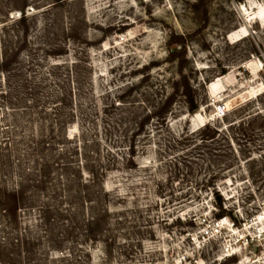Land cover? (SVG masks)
Instances as JSON below:
<instances>
[{
    "label": "rangeland",
    "instance_id": "obj_1",
    "mask_svg": "<svg viewBox=\"0 0 264 264\" xmlns=\"http://www.w3.org/2000/svg\"><path fill=\"white\" fill-rule=\"evenodd\" d=\"M0 264H264V0H0Z\"/></svg>",
    "mask_w": 264,
    "mask_h": 264
},
{
    "label": "bare ground",
    "instance_id": "obj_2",
    "mask_svg": "<svg viewBox=\"0 0 264 264\" xmlns=\"http://www.w3.org/2000/svg\"><path fill=\"white\" fill-rule=\"evenodd\" d=\"M195 118H196L197 120H200V121H201L200 127H204L205 125H207V123H203V116H202V114L197 113V114L195 115ZM202 123H203V124H202ZM229 223H230V221H228L227 219H226V220L223 219V220H222V223H221V226H222L223 224L229 226ZM260 234H261V233H260Z\"/></svg>",
    "mask_w": 264,
    "mask_h": 264
},
{
    "label": "built area",
    "instance_id": "obj_3",
    "mask_svg": "<svg viewBox=\"0 0 264 264\" xmlns=\"http://www.w3.org/2000/svg\"><path fill=\"white\" fill-rule=\"evenodd\" d=\"M226 109H227V107H226V106H223L222 108H220V111H221L222 113H224V111H225ZM221 223H222V220L218 221V222L216 223V225H217V226H220Z\"/></svg>",
    "mask_w": 264,
    "mask_h": 264
},
{
    "label": "trees",
    "instance_id": "obj_4",
    "mask_svg": "<svg viewBox=\"0 0 264 264\" xmlns=\"http://www.w3.org/2000/svg\"><path fill=\"white\" fill-rule=\"evenodd\" d=\"M21 16H24V12H22ZM162 126H164V124H162ZM206 126V125H205ZM176 142L179 143V138L176 139Z\"/></svg>",
    "mask_w": 264,
    "mask_h": 264
}]
</instances>
